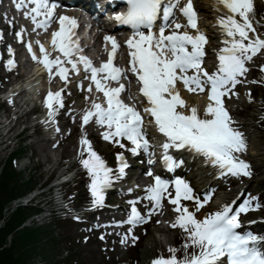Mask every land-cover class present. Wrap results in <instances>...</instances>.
Here are the masks:
<instances>
[{
	"label": "snow or ice",
	"instance_id": "snow-or-ice-1",
	"mask_svg": "<svg viewBox=\"0 0 264 264\" xmlns=\"http://www.w3.org/2000/svg\"><path fill=\"white\" fill-rule=\"evenodd\" d=\"M126 3L127 10L116 12L114 18L135 30L133 36L126 41L130 49L129 63L131 72L135 73L141 82L139 92L148 101L149 106L143 111L154 117L158 131L166 137L161 145L164 166L173 169L184 163L182 158L178 159L171 155L169 149H186L205 157L206 163L218 166L221 174L227 173L237 177L252 175L250 164L237 155L246 151V141L243 133L234 127L235 122L225 106L223 97L226 94L231 95L236 85L241 82L239 77L248 71L246 62L264 50V37L257 34L249 15L254 10V0H218V4L227 10L225 16L218 18L221 31L224 33L225 46L218 50V66L211 72L202 66L206 55L204 46L208 42V37L197 27L198 17L192 0H188L180 11L187 18L188 25L197 29L196 35L178 31L183 27L179 23L175 25V30L165 33L179 0L167 5H162L161 0H126ZM28 6L30 10L25 11L24 15L31 19L36 28L47 30L54 22L57 0H20L15 5L18 10ZM162 8L165 22L160 26L159 35H156L150 29ZM59 25L58 30L52 33V44L63 54L64 59L61 56L50 58L43 44L40 45V52L43 55L38 57L29 42L28 49L32 52L33 58L42 60L49 75L58 74L64 79H67L69 71L64 66L65 60L76 72L80 71L78 63L83 62L85 70L91 72V80L95 83L96 90L103 92L107 105L93 101L92 108L82 117L83 124L94 118L97 124L106 126L103 132L105 140L126 147L122 143L126 138L133 145L130 149L133 154L140 149L148 151L150 142L144 129V116L136 107L126 104L120 98V93L126 86L120 84L118 87H109L106 84L109 79L118 81L127 75L125 69L114 64L115 53L119 48L115 37H105L106 41H111L112 49L108 54V60L100 67H95L86 56L81 55L79 61L72 59L74 53L81 51L79 38L75 33L79 26L77 19L60 15ZM141 26H146L149 31L141 30ZM22 32L23 29L16 32V36L22 39ZM9 51L12 49L9 48ZM14 63L12 59L7 61L9 66ZM260 67L264 70V65ZM98 73L107 75L100 78ZM178 81H182L191 92L207 90L208 102L203 116L199 114L196 105L191 106L187 112L184 110L186 101L179 93ZM88 87L91 91L92 85L89 84ZM54 104L63 107L62 90L49 91L47 94L46 105L50 117H54L56 113ZM80 144L82 152L87 153L86 157L82 156L81 163L91 177L89 185L93 197L91 204L98 206L103 203L105 189L112 185L113 179L125 175L127 160L123 153H117L119 171L114 176L112 168L93 148L86 133L81 137ZM147 174L152 175L151 171ZM172 184L175 187L174 195L168 193V188ZM128 191L131 192L132 188ZM165 194L168 195L169 202L175 206L174 210L177 213L172 227L181 228L186 236L183 243L185 254L182 257L177 256L178 250L170 246L169 256L155 257L150 264H224L225 260L227 264H264V235L242 230L240 219L242 213L261 207L258 198L249 196L235 208L233 206L235 201L225 203L216 210L206 213L203 218H199L196 212L208 203L211 194L200 199L194 194L189 183L181 177L170 181L161 175H155L154 183L146 188V199L150 202L149 213L162 207ZM182 200H195V212L183 204ZM130 204L131 211L126 222L132 225L143 222L146 217L137 208L136 202L131 201ZM115 223L123 224L125 221ZM128 231L131 232L132 229L129 228ZM136 239L133 237L132 242L135 243ZM121 243H125V240H121Z\"/></svg>",
	"mask_w": 264,
	"mask_h": 264
},
{
	"label": "rangeland",
	"instance_id": "rangeland-1",
	"mask_svg": "<svg viewBox=\"0 0 264 264\" xmlns=\"http://www.w3.org/2000/svg\"><path fill=\"white\" fill-rule=\"evenodd\" d=\"M260 60L259 58H256ZM264 60V58L262 59ZM261 61V60H260ZM0 72H6L5 68H0ZM249 72H246L243 78H240L241 81L238 84V89L242 91V93H235L231 96V101L229 102L228 106L235 109L237 106L245 104V98L248 96V93L251 89V85L245 79L248 76ZM8 77V76H7ZM2 80L4 77H0V86L5 87V85L9 84H2ZM11 80H14L13 78ZM76 97V96H73ZM256 101L253 102V105L248 107V109H244L242 111L243 114H247L246 117L238 116L239 110L234 112L236 114V119L243 123L245 127L246 133L247 131H251V144H255L256 142L264 143V118H262V113L260 114L261 117H257L255 114H258L254 110H257V106H259L262 110L264 108V86L261 87V91L255 97ZM264 111V110H263ZM3 110L0 109V118L2 115V119H0V142L10 141L7 148L4 149L3 145H0V169H4L9 162L7 157L10 151L13 150H21V140H23L22 144H25L26 149H30L27 152V155L24 153L16 154L17 157V168L16 170L20 173L22 180H26L28 178L29 186L28 189L33 187H38L39 183H44L47 175L51 172L56 164H59L63 158H66L68 154L73 153V148L75 146L74 139L72 137L66 140L68 143V150L64 147H58L57 142H50L52 150H50L49 142L38 135L37 132L32 134L31 137H27L24 133H21L18 137H15L14 133H17L21 129V125L19 124L17 127H9L6 125L7 121L4 120L3 117ZM11 117V116H10ZM264 117V116H263ZM12 118V117H11ZM61 128L68 129L71 127L70 124H59ZM235 125V124H234ZM18 128V129H17ZM239 131H243V127H237ZM6 134V135H5ZM26 134H31V130H27ZM20 141V143H18ZM33 141L35 144L33 145ZM10 151L8 152V150ZM29 154L32 157H29ZM50 154L52 155L50 159V163L47 166L44 164L45 162L48 163L50 158ZM239 154L245 156L247 154V146L246 151H242ZM257 173L264 176V150L262 154L255 157ZM65 166H62L60 170H64ZM1 173V172H0ZM78 175V182H77V190L81 194H86V186L87 181ZM14 185V184H13ZM264 186V185H263ZM254 187V186H252ZM12 189V191H11ZM22 188L17 186L5 187L3 183H0V203H4V206L11 205L13 201H16L17 196L21 194ZM12 194H15L14 197L10 198ZM264 196V193H263ZM22 203V202H21ZM36 203V201H35ZM37 204V203H36ZM1 209L0 212V220L4 217L3 223L6 225L11 221H8V215L10 214L9 210ZM41 205L31 206V208H26L25 216L28 218L26 219V223H28L27 227L29 230H36L42 231L41 240L39 242L33 241L34 245H36V250L33 252L31 259L29 260L28 264H140L143 262L150 261L155 255L160 256L163 251H169V244L165 237H168L172 234H178L177 230L172 228H167L166 230L158 231L156 234L157 244L155 245V252H152L150 256L143 258L144 247L148 244V235L142 238L141 242L135 247L131 248L128 251V256L120 255L117 250L112 247L108 242H94L93 240L96 238L94 233L88 234L85 233V228H77L75 224L71 221L63 222L64 230L61 232L59 226L56 222L49 223L46 220H39L38 216L35 215L38 212ZM209 210L211 209L210 205L207 206ZM5 210V211H4ZM257 212L258 211H254ZM261 214L264 215V207H262L259 211ZM97 217H102V214L98 215ZM69 226V227H68ZM70 228V229H69ZM69 237L71 239V243L68 244L64 240L65 238ZM7 240V246L13 242V238L11 234H9ZM164 240V241H163ZM184 240L179 239L178 237L172 240V245L178 247L180 250L181 246L183 245ZM149 245V244H148ZM5 246V245H4ZM154 248V249H155ZM185 253L183 252L182 256ZM181 256V255H180Z\"/></svg>",
	"mask_w": 264,
	"mask_h": 264
},
{
	"label": "trees",
	"instance_id": "trees-1",
	"mask_svg": "<svg viewBox=\"0 0 264 264\" xmlns=\"http://www.w3.org/2000/svg\"><path fill=\"white\" fill-rule=\"evenodd\" d=\"M0 183H3L5 187L11 188L14 185L20 187L21 184L17 182V174L10 164L0 173ZM14 196L15 194H12L10 198ZM3 206L4 203H0V212ZM25 211L21 207L16 209L8 219L11 224L9 222L0 228V264H28L33 252L36 250L33 241L39 242L42 238L41 230L40 232L33 229L29 230L28 227L15 230L24 221ZM9 234H11L13 242L7 246L6 239Z\"/></svg>",
	"mask_w": 264,
	"mask_h": 264
},
{
	"label": "bare ground",
	"instance_id": "bare-ground-1",
	"mask_svg": "<svg viewBox=\"0 0 264 264\" xmlns=\"http://www.w3.org/2000/svg\"><path fill=\"white\" fill-rule=\"evenodd\" d=\"M200 4V3H199ZM165 22V21H164ZM163 22V23H164ZM162 23V24H163ZM161 24V25H162ZM171 28H175V25H171ZM30 78V77H29ZM31 79V78H30ZM32 83H33V85H32ZM28 85H29V88L30 89H32L31 90V92H34V90L36 89V87L38 86V84L35 82V81H33V79H31V80H29V83H28ZM33 86V87H32ZM249 132V131H248ZM250 133V132H249ZM264 148V143H261V142H256L254 145H253V147L251 148V150L253 151V153H254V155L256 154V155H259L260 154V150H262ZM254 161L256 162V159H255V157H254ZM131 175L134 177V175H133V172L131 173ZM138 176H140L139 174H138ZM137 180H144V178H140V177H137L136 178ZM257 180H260V178H257ZM252 182H254V180H252ZM206 184L208 183L207 181L205 182ZM226 198H228V196L226 197ZM256 221H258V219L256 220ZM262 225V224H261ZM160 230H162V229H159L158 231H160ZM149 240L150 241H148L149 243V245L147 244L146 246H145V248H144V253H143V258H145V257H147V256H150V254H152V252H154L153 250H154V247H155V242H156V239H155V237L153 236V235H150V238H149ZM135 243H137V241H135ZM131 244V246L134 244L133 242H131L130 243Z\"/></svg>",
	"mask_w": 264,
	"mask_h": 264
}]
</instances>
